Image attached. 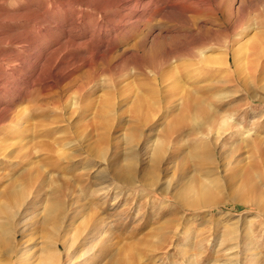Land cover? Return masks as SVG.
Returning <instances> with one entry per match:
<instances>
[{"label":"rangeland","instance_id":"1","mask_svg":"<svg viewBox=\"0 0 264 264\" xmlns=\"http://www.w3.org/2000/svg\"><path fill=\"white\" fill-rule=\"evenodd\" d=\"M257 38L264 0H0V114L16 113L0 124V264L11 230L50 250L77 226L59 263L264 264V47L245 64L242 46ZM227 113L231 135L206 133Z\"/></svg>","mask_w":264,"mask_h":264},{"label":"bare ground","instance_id":"2","mask_svg":"<svg viewBox=\"0 0 264 264\" xmlns=\"http://www.w3.org/2000/svg\"><path fill=\"white\" fill-rule=\"evenodd\" d=\"M140 2V1H139ZM146 2V1H144ZM157 3V2H156ZM139 4V3H138ZM119 5V4H118ZM126 5V3H125ZM157 5V4H156ZM122 6V5H121ZM127 6V5H126ZM131 6V5H130ZM136 6V5H135ZM112 7V6H110ZM117 7V6H116ZM128 7V6H127ZM143 7V6H142ZM217 8V7H216ZM218 9V8H217ZM216 9V10H217ZM115 10V9H114ZM219 10V9H218ZM156 11V10H155ZM181 11V10H180ZM152 12V11H151ZM218 12V11H216ZM124 13V12H123ZM171 13V12H170ZM98 20V19H97ZM130 21V20H129ZM143 21V20H142ZM136 22V20H135ZM95 23V22H94ZM115 23V22H114ZM149 23V22H148ZM124 24V23H123ZM127 24V23H126ZM131 26V25H130ZM135 26V25H134ZM137 26V25H136ZM73 30V29H71ZM240 31V30H239ZM119 33V32H118ZM94 34V33H93ZM77 35V34H76ZM91 39V38H90ZM259 39H255V40H246L245 42H243L242 46L243 48L245 49V56L244 57V60H245V64H247V61L250 56V54H254L256 56V58H259L262 50H263V47H264V43L262 41H258ZM254 41H257V42H254ZM19 42V41H17ZM93 42V41H92ZM9 43V42H8ZM11 43V42H10ZM236 43V42H235ZM234 43V44H235ZM92 44V43H91ZM38 46V45H37ZM40 46V45H39ZM238 51L239 49L237 47H227V49L225 50V52H223V55H222V59H221V56L217 55V56H202L201 60H203V62L205 63H211V64H217L219 63V59H221L220 63L219 64H227L229 62V59H228V56L230 53H232L233 55V60L235 62V64L238 62L236 61V57L238 56ZM102 53V52H100ZM32 54V53H31ZM21 57V56H20ZM102 57V55H101ZM99 56V58H101ZM36 58V57H35ZM31 60V59H30ZM34 60V59H33ZM22 61V60H21ZM161 61V60H160ZM159 61V62H160ZM74 62V61H73ZM164 63V61H162ZM23 63V62H22ZM25 63V62H24ZM36 63V62H35ZM155 64V63H154ZM25 65V64H24ZM229 65V64H228ZM10 67V66H9ZM245 67L246 66H243L242 68H244L245 70ZM37 68V67H36ZM228 68V66H227ZM247 68V67H246ZM231 69V67H230ZM26 70V69H25ZM29 70V69H28ZM58 71V70H57ZM234 71V70H233ZM15 72V71H14ZM13 72V73H14ZM39 72V71H38ZM16 73V72H15ZM162 74H160L161 77H163L164 75V72H161ZM21 74V73H19ZM24 75V74H23ZM23 75H21L22 77H24ZM26 75V74H25ZM35 77V76H34ZM35 79V78H34ZM58 80V79H57ZM156 80V79H155ZM236 80V79H235ZM27 81V80H26ZM31 81V80H30ZM45 81V79L43 80V82ZM29 82V81H28ZM40 82V80H39ZM158 82V81H157ZM238 82V81H237ZM7 83V82H6ZM32 83V81H31ZM50 83V82H49ZM41 84V82H40ZM6 85V84H5ZM28 85V84H27ZM36 85V84H35ZM54 85V84H53ZM56 85V84H55ZM24 86V85H23ZM33 86V84H32ZM37 86V85H36ZM40 86V87H39ZM39 89L41 88L42 89V85H39ZM42 86V87H41ZM15 87V85H14ZM25 87V86H24ZM28 87V86H27ZM1 88V87H0ZM16 88H18L16 86ZM31 88V87H30ZM20 89V88H19ZM27 89V88H25ZM35 89V87H34ZM40 89V91H41ZM24 90V89H23ZM51 90V89H50ZM22 91V89H21ZM29 91V90H28ZM26 91V92H28ZM47 92V91H46ZM190 93V92H189ZM25 95V94H24ZM43 95V94H41ZM40 95V96H41ZM48 95V94H46ZM53 95V94H52ZM189 96V95H188ZM43 97V96H42ZM61 97V96H60ZM191 98H188L186 99V103L188 102H191L190 100ZM61 103V102H60ZM19 105V104H18ZM232 106V105H230ZM7 108V107H6ZM189 108V107H187ZM190 109V108H189ZM7 110V109H6ZM1 115L0 114V124L2 125V122H4L6 124L5 121H12L14 122L15 120V117H16V113L14 112H9L8 110L6 111ZM192 110V109H191ZM4 111V110H3ZM12 111V110H11ZM56 118V117H55ZM58 118V116H57ZM64 119V118H63ZM48 122V121H47ZM46 122V124H47ZM234 123V125L232 123ZM50 123V121H49ZM235 121L234 119L231 117V115H227L225 117H223L222 119L220 120H217V118H214V119H211L208 126H207V132L206 133H210V132H213L212 135H215L218 138L220 137H223V135H231L232 132H229L228 130L232 127V126H235ZM51 124V123H50ZM48 129V128H47ZM195 129V127L193 126L191 128V132L192 133H195V134H204L202 131H196V132H193ZM195 194V196H193ZM185 202L189 203L192 207H197V206H200L202 204V202L204 200H206L208 197H210L211 193H209L207 190L203 189L197 193H195V191H188L186 192L185 194ZM187 196H190L191 198L193 197V199H188ZM77 213H73L71 216H69L68 218H70V221L68 223H65L63 229L65 232L69 231L70 229V226L72 227V225L74 224L73 220H74V217L76 216ZM50 217H51V211L47 212L46 215L41 219L39 220L38 222V225H39V231L41 230L42 231V234L45 235L48 233V223L50 222ZM67 218V219H68ZM63 219V217H62ZM62 219L61 218H57V220L55 219L53 221V227L58 230L59 229V226H60V223L62 222ZM67 221V220H66ZM84 222V220H83ZM105 221H92L90 224H87L86 222V226L87 227V232H86V235H89V234H94V233H98L99 235L101 233L104 232V228H106V223H104ZM62 227V226H61ZM73 228V227H72ZM71 228V229H72ZM79 228L80 226H77V227H74V231L71 233L70 237L65 240V238H62V237H58V238H54V236H50L51 238H54V240L51 242V245H52V249H48L47 246H42L40 248H38L37 250H34V246H28L27 248L25 249H20V248H16V246H20L22 244V241H21V238L23 237V235L21 236L22 232H23V229L19 230V229H14V230H11L10 232V236H9V241L10 243H7V246L5 247V249L3 250L2 249V256L4 257L3 260L4 263L3 264H63V263H59L58 261V253L56 252H59V250L61 248H63L62 250L64 252H66V254H68V250L72 244V242L75 241V237L73 235H76L78 236L79 235ZM3 232V231H2ZM1 232V233H2ZM81 232V231H80ZM4 233V232H3ZM18 236H21L20 238H18ZM73 236V237H72ZM8 242V240H7ZM70 242V243H69ZM65 254V253H64ZM73 256L71 257V263H75L74 260H76L79 256H75L74 254H72ZM83 255V254H82ZM65 256V255H64ZM63 256V257H64ZM253 257V256H252ZM93 256H90L89 258H85V259H82V260H77L78 261V264H87L88 260L92 259ZM256 258V257H255Z\"/></svg>","mask_w":264,"mask_h":264}]
</instances>
